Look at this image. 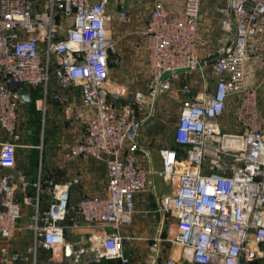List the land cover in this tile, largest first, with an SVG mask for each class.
Returning a JSON list of instances; mask_svg holds the SVG:
<instances>
[{
	"label": "built area",
	"instance_id": "2783aa9c",
	"mask_svg": "<svg viewBox=\"0 0 264 264\" xmlns=\"http://www.w3.org/2000/svg\"><path fill=\"white\" fill-rule=\"evenodd\" d=\"M111 4L0 0V128L7 136L0 140V168L11 169L0 173V237L32 235L30 245L4 252L1 261L40 264L39 251L46 249L62 264H131L123 228L133 223L136 195L153 189L158 175L171 183L159 210L171 216L173 226L169 236L150 239L148 264H159L165 242L178 244L181 252L161 264H262L264 0H224L218 6L217 23L231 45L210 51L207 58L201 56L198 32L204 0H154L143 29L147 84L130 96L111 79L116 43L110 34ZM116 18L128 24L130 9L120 7ZM208 58L214 60L208 63ZM195 70L200 84L194 98L186 97L195 85L183 79ZM210 75L216 79L213 88ZM53 81L65 94L53 89ZM177 81L184 96L174 139L181 148L165 147L162 168L154 169L142 125ZM75 86L81 88L77 104L70 91ZM23 87L41 88L45 102L54 90L53 100L65 114L85 126L84 137L69 146L71 157L106 163L107 195L82 197L73 213L103 231L87 243L66 237L70 182L44 178L40 166L31 192L30 183L12 171L21 141L20 108L26 103ZM229 100L236 132L222 129ZM26 215L29 221L23 224Z\"/></svg>",
	"mask_w": 264,
	"mask_h": 264
},
{
	"label": "crops",
	"instance_id": "0c3cea01",
	"mask_svg": "<svg viewBox=\"0 0 264 264\" xmlns=\"http://www.w3.org/2000/svg\"><path fill=\"white\" fill-rule=\"evenodd\" d=\"M224 2V0H204V5L202 8V15L199 25V34L202 36L203 40L200 45V52L203 58H207L206 56L210 51H215L218 47L222 45H231L229 36L226 33L220 31L219 24L217 23L218 18V6ZM120 8V7H119ZM118 8V9H119ZM118 9H113V20L111 24L110 34L115 40V57L118 64L121 67H131L134 68L137 74L145 71L146 69V52L143 48L144 44V36L143 29L146 23L145 21H139L137 19L131 20L127 25L120 24L117 21L116 15ZM143 9V8H142ZM141 10V8H139ZM147 19V18H146ZM117 21V22H116ZM115 22V25L113 23ZM124 25V26H122ZM116 29V30H115ZM112 30H115L114 33ZM214 58H208L206 61L211 63ZM208 71L211 72V67L208 65ZM192 71L193 72H196ZM189 73V75L183 79L184 80H192L193 85H195V89L186 97L194 98L197 93L198 86L200 84L198 77L196 75V79H193V74ZM215 77L210 75V87L213 88L215 86ZM196 82V83H195ZM53 89L58 88L56 82L53 81ZM38 89V87H35ZM52 89V90H53ZM30 100L26 101V103L21 106L20 113L22 115L23 121L30 118L33 110L40 111L43 109L45 105L44 115L48 116V118H44L42 138H45L42 144L35 145L31 141H27L24 135V128L20 125V132H22L21 141H19L17 148V157H16V166L12 170L14 171L19 179L26 180L30 183L31 192H33L32 184L37 180L39 175L40 166L43 168V176L46 179H54L56 181H67L71 184V200L75 201L72 206L71 201V210L69 215H73L75 212V207L78 201L84 196L91 197H103L107 195V182H108V172L106 163L97 160L90 156H78L71 157L69 155V146L81 140L85 135V126L71 117H68L63 108L60 107L53 100V92H51L48 100L45 102L42 97V91L38 89V91L29 90ZM182 93V92H181ZM183 95V93H182ZM184 96V95H183ZM229 108L232 106V101L228 102ZM32 119V118H31ZM229 119H224L222 121V129H230V127H234L235 130H238V127L233 124L230 125L227 121ZM152 124L150 121H144L142 125V134L141 139L142 142L147 143L146 141L150 139V137L155 134L156 127L152 128ZM22 129V130H21ZM232 131V130H230ZM7 138L4 130L0 128V140H5ZM41 146V147H38ZM150 150L153 157V168L161 169L162 168V153L163 149H151L150 146L146 145ZM39 153V165L38 170L35 175V153L36 150ZM5 171H11V169H3L0 168V173ZM154 175V188L149 191H143L136 195V210L137 213H140V217L143 219V224L147 227L146 230L150 228H155L153 234H150L149 239L145 234L142 233V229L139 227L138 218H135L134 227L135 231H137L136 235L130 237L134 239L131 242L127 241L124 248L126 253L131 257V264H148L149 261V249L148 243H150V239L153 236L161 235L163 236V232L161 230L162 224H164L166 214L159 210L160 202L159 198L164 194L171 192L170 190H164L160 183L157 185V181L164 182V180L158 176ZM160 177V178H159ZM161 179V180H160ZM161 182V183H162ZM166 183V182H165ZM31 210L28 208L25 209V214H29ZM75 218V216H72ZM26 217L22 218V223H25ZM68 220V219H67ZM65 221V232L66 237L69 242L77 243H87L88 238L93 233H102V230L98 228L89 226L84 224L83 222H79L77 220ZM67 223V224H66ZM173 225V223H172ZM126 226L123 228V233L125 236V232H132L131 228L128 229ZM134 231V230H133ZM134 231V232H135ZM141 231V232H139ZM69 232H71L74 237H69ZM16 235L13 239L7 240L0 237V264H4L1 261L2 255L6 251H12L15 249H25L28 245L32 243V235L30 232H26ZM126 237V236H125ZM149 242L146 244L144 241ZM141 241V242H140ZM135 243V244H134ZM141 243V244H140ZM166 243V242H165ZM131 244H134L131 246ZM173 245H176L173 243ZM178 245V244H177ZM140 248V254L143 256L138 258L136 256L135 248ZM166 245H162L161 250H164ZM179 246V245H178ZM173 250V249H172ZM161 252V251H160ZM181 252V251H180ZM173 257L179 258V256H174L175 252L173 250ZM166 251L165 256L171 254ZM139 254V255H140ZM161 256V253H160ZM162 257V256H161ZM51 252L46 249H40L39 251V263L40 264H62L56 261H52ZM165 257H162L159 264L163 263ZM30 264V263H26Z\"/></svg>",
	"mask_w": 264,
	"mask_h": 264
},
{
	"label": "rangeland",
	"instance_id": "374dc122",
	"mask_svg": "<svg viewBox=\"0 0 264 264\" xmlns=\"http://www.w3.org/2000/svg\"><path fill=\"white\" fill-rule=\"evenodd\" d=\"M153 2H154V0H111L112 4L109 6V9L112 11L114 9V5L117 4L118 7H121V8L126 7L128 9H130L132 21L134 19H137L139 21H142V20L145 21L146 18L148 17L149 12L152 9ZM139 8H141V10H139ZM113 25H115V22L113 23ZM122 26H124V25H122ZM115 30H112V32L114 33ZM114 50H115V46H114L113 51L111 52V68H110L111 77H112L111 79L114 83L113 86L116 87V89L121 90V91L126 90L125 91L126 96H130V95H132V93L134 92V90L136 88H144L146 86V84H147V68L145 69V71L143 69L142 73L137 74L135 72L134 68L121 67L116 60ZM198 73H199L198 71L191 73V74H193V77H194L193 79H196V77H197L196 75H198ZM256 78L258 80L259 76H257ZM258 82L259 81H257V83ZM30 89L32 91L33 90L38 91V89L41 90V88L37 89L35 87H31ZM55 90H57L59 92L62 91L65 94L64 89L56 88ZM70 91L72 92L71 95L74 96V103H76V104L79 103L80 99H81V88L78 86H75ZM182 99H183V95L180 91L179 81H177L174 84V89L172 92H169L165 96H162L158 99V101L156 102V109L151 113L152 118L149 119L151 116L149 118H147L146 121H150V123L153 126L152 128L156 127L157 131H155V134H153L150 137V139L146 141L147 143H145V142L143 143L144 145L150 146L151 149H159V150L161 148H165V147H175L176 146L175 139H174V128H175L177 121L180 117ZM230 110H231V108H229L227 113L223 116L224 117L223 120L229 119L227 121L229 122L230 125H233L234 122L232 121ZM260 110H261V115H262V118L264 121V90H263V88L260 89ZM21 113H20V120H19V130H20V125L23 126L24 135H25L27 141H31L35 145L42 144V142L45 139V138H42L44 118L45 117L48 118V116L44 115L43 110H40V111L33 110L30 118H28L26 121L25 120L23 121ZM148 113H149V111H148V109H146L143 111L142 114H143V116H145ZM230 130H232V131H230ZM223 131L224 132H228V131L236 132L238 130H235L234 127L231 126L229 130L223 129ZM21 138H22V132H21ZM35 150H36V153H35L36 161H35L34 173L36 175L37 170H38V165H39V158H38L39 153L37 152L39 149L38 150L35 149ZM43 168H44V163H43ZM161 182H162V180L161 181L158 180L157 185H159V183H160L161 187L164 190H170L171 183H165V182L161 183ZM74 202L75 201H72V206H73ZM159 202H160V200H159ZM72 216L73 215H71V214L69 215L67 223H69L70 221L72 222V221L76 220ZM24 217H26V220H25L26 222L23 224H27L29 219L27 218V215ZM135 218H138L137 222L140 225L139 227L142 229V233L145 234L146 237H148V239L150 237L149 235L153 234L155 231V228H153V229L150 228V229L146 230L147 227L145 226V224H143V219L140 217V213H137V210H136L135 214H134V218H133V223L130 225L131 227H128V229L131 228L132 232H130V233L125 232L126 237L124 238V246L127 243V241L131 240V242H135V241H133L134 239L130 238V237L135 236L137 233V231H135V228L132 227L135 224ZM172 223H173V220H172L171 216L166 215L164 224H162V228H161V230L163 232V236H169V234H171V230H172V226H173ZM26 232H29V231H25L24 233H26ZM139 232H141V231H139ZM24 233H22V234H24ZM21 235H19V236H21ZM69 235H70L69 237H71V238L74 237V235L71 232H69ZM141 241H144V243H146V244L149 242V240L148 241L141 240ZM134 244H131V246H133ZM149 244L150 243H148V247H149ZM164 245H166L164 250H161V252H160L162 257L167 258V256H165L166 251L171 253V252H173V250L175 252L174 256H177V257L179 256L180 251H181L180 246H178L177 244L173 245V243H171V242H166V243H164ZM135 250L137 253L136 256H138V258H141L143 255L140 254V248L136 246ZM171 255H173V253L169 254L168 256H171ZM161 256H160V261L162 259ZM85 259H87V257ZM262 264H264V260H263Z\"/></svg>",
	"mask_w": 264,
	"mask_h": 264
},
{
	"label": "water",
	"instance_id": "95a60500",
	"mask_svg": "<svg viewBox=\"0 0 264 264\" xmlns=\"http://www.w3.org/2000/svg\"><path fill=\"white\" fill-rule=\"evenodd\" d=\"M20 95L26 100V101H29L30 100V95H29V91L26 87H23L21 90H20ZM152 116L149 118L151 119Z\"/></svg>",
	"mask_w": 264,
	"mask_h": 264
},
{
	"label": "trees",
	"instance_id": "16d2710c",
	"mask_svg": "<svg viewBox=\"0 0 264 264\" xmlns=\"http://www.w3.org/2000/svg\"><path fill=\"white\" fill-rule=\"evenodd\" d=\"M30 88H31V87H28L29 90H31ZM175 143H176V142H175ZM173 148L180 149L181 147H180V145H178V144L176 143V146L173 147ZM68 218H69V217H68ZM111 263H112V262H110V261H105V262H104V264H111Z\"/></svg>",
	"mask_w": 264,
	"mask_h": 264
}]
</instances>
